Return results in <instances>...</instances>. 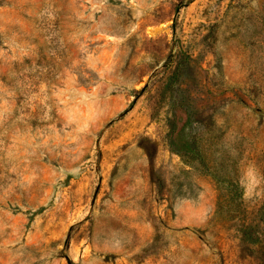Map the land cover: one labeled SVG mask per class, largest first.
<instances>
[{
  "label": "rangeland",
  "instance_id": "1",
  "mask_svg": "<svg viewBox=\"0 0 264 264\" xmlns=\"http://www.w3.org/2000/svg\"><path fill=\"white\" fill-rule=\"evenodd\" d=\"M0 264H264V0H0Z\"/></svg>",
  "mask_w": 264,
  "mask_h": 264
},
{
  "label": "clouds",
  "instance_id": "2",
  "mask_svg": "<svg viewBox=\"0 0 264 264\" xmlns=\"http://www.w3.org/2000/svg\"><path fill=\"white\" fill-rule=\"evenodd\" d=\"M243 189H244V198L245 199H250L253 198L255 196H259L261 194L260 192V185L257 183L251 191H249V188L247 185H242Z\"/></svg>",
  "mask_w": 264,
  "mask_h": 264
},
{
  "label": "trees",
  "instance_id": "3",
  "mask_svg": "<svg viewBox=\"0 0 264 264\" xmlns=\"http://www.w3.org/2000/svg\"><path fill=\"white\" fill-rule=\"evenodd\" d=\"M183 147H182V149L183 150H186V151H188V152H191V151H193V149H191L189 146H187V145H182Z\"/></svg>",
  "mask_w": 264,
  "mask_h": 264
}]
</instances>
